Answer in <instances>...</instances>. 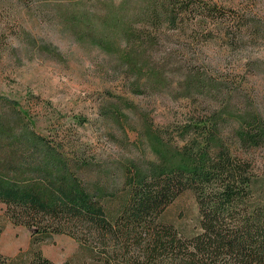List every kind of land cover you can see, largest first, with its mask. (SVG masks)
Segmentation results:
<instances>
[{"label": "rangeland", "instance_id": "obj_1", "mask_svg": "<svg viewBox=\"0 0 264 264\" xmlns=\"http://www.w3.org/2000/svg\"><path fill=\"white\" fill-rule=\"evenodd\" d=\"M120 1L0 0V99L17 102L35 131L62 150L74 176L100 199L115 228L121 226L124 208L132 211L171 181L174 197L159 199L153 221L185 234L197 232L195 196L178 189V176L162 172L169 162L157 153L171 159L173 152L203 148L202 130L193 128L197 122L218 132L229 165L246 169L248 200L264 199V141L248 148L236 138L239 130L252 133L245 123L248 117L264 124V0H214L228 18L241 16L244 25L199 39L176 34L148 48L152 54L146 56L152 58L141 56L138 63L156 65L161 82L142 78L140 84L147 88L135 92L132 75L119 57L128 49L118 31L112 30L114 53L88 41L101 37L105 14L122 15ZM251 22L259 31L246 29ZM200 66L199 72L211 79L209 91L186 87L188 71ZM215 118L217 128L211 126ZM212 145L207 152L216 157ZM225 172L216 185L229 180L230 171ZM4 211L0 203V254L9 264L27 263L34 249L55 264H104L102 250L80 226L71 232L81 235L83 246L66 234L32 245V231L13 225ZM118 235L112 234V254L128 244Z\"/></svg>", "mask_w": 264, "mask_h": 264}, {"label": "trees", "instance_id": "obj_2", "mask_svg": "<svg viewBox=\"0 0 264 264\" xmlns=\"http://www.w3.org/2000/svg\"><path fill=\"white\" fill-rule=\"evenodd\" d=\"M119 5V10L124 11L122 15L105 14L100 19L101 37H90L88 41L108 54L114 53L112 30L118 31V39L128 49L119 57L132 75L134 92L147 88L140 84L142 78L144 82H161L156 65L147 68L138 63L141 56L152 54L148 48L153 49L176 34L199 39L244 25L241 16L228 18L224 7L214 0H121ZM128 10L131 13L125 15ZM114 20L116 24L112 25ZM245 27L249 32L258 30L253 22ZM172 53L168 55L173 56ZM184 59L190 58L187 60L184 55ZM200 69L202 66L188 71L186 87L209 91L211 79ZM151 75L155 77L150 78ZM245 123L252 133L239 130L238 143L248 148L258 146L264 141V124L252 116ZM217 125L215 118L211 126ZM193 128L202 130L203 148L173 152L171 159L165 153H157L169 162L162 172L178 176L181 183L184 179L177 188L189 190L195 196L199 213L197 232L185 234V230L171 224L153 221L159 199L174 197L169 193L171 181L161 187L162 192L142 198L132 211L124 208L119 216L121 226L115 228L100 199L90 195L74 176L62 150L35 131L17 102L0 99V203L5 206V216L13 225L32 231V245L36 240L42 242L53 235L66 234L83 246L81 235L71 232L80 226L102 250L104 264H264V199L248 200L251 181L247 171L239 165H229L228 150L217 142L218 132L208 130L207 122H197ZM209 144H213L218 157H210ZM225 170L230 171L231 176L226 177L229 180L216 185L217 177L225 175ZM117 233L128 244L112 254V234ZM9 262L0 254V264ZM25 264L55 263L34 249Z\"/></svg>", "mask_w": 264, "mask_h": 264}]
</instances>
